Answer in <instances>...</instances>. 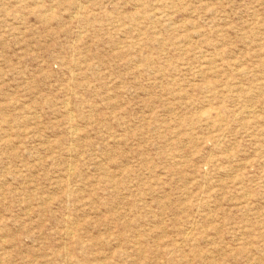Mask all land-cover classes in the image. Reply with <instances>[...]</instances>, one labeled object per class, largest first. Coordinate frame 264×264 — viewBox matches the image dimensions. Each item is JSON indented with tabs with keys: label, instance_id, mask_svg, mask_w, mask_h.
<instances>
[{
	"label": "rangeland",
	"instance_id": "obj_1",
	"mask_svg": "<svg viewBox=\"0 0 264 264\" xmlns=\"http://www.w3.org/2000/svg\"><path fill=\"white\" fill-rule=\"evenodd\" d=\"M263 110L264 0H0V264H264Z\"/></svg>",
	"mask_w": 264,
	"mask_h": 264
},
{
	"label": "bare ground",
	"instance_id": "obj_2",
	"mask_svg": "<svg viewBox=\"0 0 264 264\" xmlns=\"http://www.w3.org/2000/svg\"><path fill=\"white\" fill-rule=\"evenodd\" d=\"M175 11H177V10H175ZM167 12V11H166ZM142 15V14H141ZM165 16V15H164ZM171 16V15H170ZM151 21V20H150ZM152 22H153V20H152ZM68 80V79H67ZM69 87V86H68ZM70 97V96H69ZM69 103V102H68ZM245 106V105H244ZM225 107V106H224ZM226 108V107H225ZM250 108V107H249ZM264 111V110H263ZM68 112V111H67ZM72 112V111H71ZM217 113H219V111L217 112ZM239 113V112H238ZM208 114V113H207ZM220 117V116H219ZM74 118V117H73ZM220 126V125H219ZM75 127V126H74ZM72 129V128H71ZM70 129V130H71ZM75 129V128H74ZM67 130H69V129H67ZM73 130V129H72ZM264 131V130H263ZM213 165V164H212ZM69 167V166H68ZM70 169H68V171H69ZM71 171V170H70ZM73 171V170H72ZM71 171V172H72ZM66 222V221H65ZM69 229V228H68ZM172 252V251H171Z\"/></svg>",
	"mask_w": 264,
	"mask_h": 264
}]
</instances>
